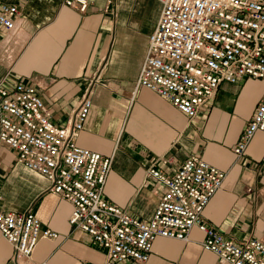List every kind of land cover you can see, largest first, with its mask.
<instances>
[{
	"label": "crops",
	"instance_id": "0c3cea01",
	"mask_svg": "<svg viewBox=\"0 0 264 264\" xmlns=\"http://www.w3.org/2000/svg\"><path fill=\"white\" fill-rule=\"evenodd\" d=\"M16 3L14 28L0 31V79H22L37 87L53 120L64 125L91 85L92 106L77 143L112 155L103 196L149 220L163 191L147 177L154 160L170 157L166 171L196 155L226 175L202 211L207 225L228 239L264 241V131H257L241 156L233 153L243 127L264 95V81L243 77L222 82L191 121L157 93L136 87L149 32L142 26L141 0H86L81 11L63 0H4ZM49 182L17 162L0 143V210H31L58 233L40 237L29 258L14 260L0 233V264H101L80 229L68 223L71 204L48 191ZM204 234L192 228L187 240L156 237L143 264H222L203 249Z\"/></svg>",
	"mask_w": 264,
	"mask_h": 264
},
{
	"label": "built area",
	"instance_id": "2783aa9c",
	"mask_svg": "<svg viewBox=\"0 0 264 264\" xmlns=\"http://www.w3.org/2000/svg\"><path fill=\"white\" fill-rule=\"evenodd\" d=\"M156 1L160 10L136 87L157 93L191 121L222 82L235 83L245 76L264 81V0ZM63 3L81 11L87 7L86 0ZM19 11L18 4L0 0V31L14 28ZM92 94L90 85L72 117L59 125L35 85L0 79V143L14 151L17 162L45 176L48 191L71 204L68 223L104 251L101 264H143L156 237L187 240L194 227L204 234L203 249L214 253L219 263L264 264L262 239L250 236L235 242L202 219L226 173L196 155L172 171L163 168L172 163L170 157L154 160L147 169V177L163 186L149 220L106 199L103 189L112 155L77 143ZM257 131H264V95L232 149L236 156L244 154ZM0 233L12 245L14 260L29 258L40 237H58L29 209L0 210Z\"/></svg>",
	"mask_w": 264,
	"mask_h": 264
},
{
	"label": "rangeland",
	"instance_id": "374dc122",
	"mask_svg": "<svg viewBox=\"0 0 264 264\" xmlns=\"http://www.w3.org/2000/svg\"><path fill=\"white\" fill-rule=\"evenodd\" d=\"M143 4V21L142 26L145 27L149 34L154 28V24L158 18L160 4L156 0H141Z\"/></svg>",
	"mask_w": 264,
	"mask_h": 264
}]
</instances>
